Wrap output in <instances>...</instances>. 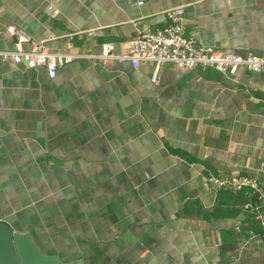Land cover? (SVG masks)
I'll list each match as a JSON object with an SVG mask.
<instances>
[{
    "label": "crops",
    "instance_id": "1",
    "mask_svg": "<svg viewBox=\"0 0 264 264\" xmlns=\"http://www.w3.org/2000/svg\"><path fill=\"white\" fill-rule=\"evenodd\" d=\"M173 8L204 44L264 49V0H0V50L14 24L54 50L126 54ZM153 70L76 59L51 78L0 60V221L61 264H264L257 195L204 184L264 187V72Z\"/></svg>",
    "mask_w": 264,
    "mask_h": 264
},
{
    "label": "built area",
    "instance_id": "2",
    "mask_svg": "<svg viewBox=\"0 0 264 264\" xmlns=\"http://www.w3.org/2000/svg\"><path fill=\"white\" fill-rule=\"evenodd\" d=\"M143 4V2H140ZM170 23L164 27L142 25L128 41L130 50L126 54L114 51V44H104L101 52H68L49 48L43 41H37L21 27L7 24L6 32L14 38V49L0 50V60L14 64H24L29 68L44 67L51 78H55L61 66L76 59L130 60L134 68L143 62L154 66L152 81L158 83L161 69L171 64L181 71L197 66H210L224 74H236L240 68L264 72V49L260 52L240 54L232 47L207 45L192 35H187L183 10L173 8L166 11ZM263 168V164L261 165ZM205 186L242 190L250 188L258 197V202L246 203L244 209L252 212L264 226V187L255 178L228 175L222 178L211 176Z\"/></svg>",
    "mask_w": 264,
    "mask_h": 264
},
{
    "label": "water",
    "instance_id": "3",
    "mask_svg": "<svg viewBox=\"0 0 264 264\" xmlns=\"http://www.w3.org/2000/svg\"><path fill=\"white\" fill-rule=\"evenodd\" d=\"M0 264H61V261L39 250L29 234L15 232L0 221Z\"/></svg>",
    "mask_w": 264,
    "mask_h": 264
}]
</instances>
